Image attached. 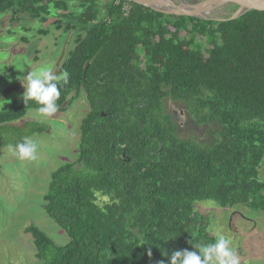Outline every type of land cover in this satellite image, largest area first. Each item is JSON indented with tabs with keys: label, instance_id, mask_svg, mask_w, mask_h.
Here are the masks:
<instances>
[{
	"label": "trees",
	"instance_id": "obj_1",
	"mask_svg": "<svg viewBox=\"0 0 264 264\" xmlns=\"http://www.w3.org/2000/svg\"><path fill=\"white\" fill-rule=\"evenodd\" d=\"M4 13L53 15L74 32L58 111L82 92L90 107L77 160L53 172L45 195L70 241L26 230L44 264H167L165 253L215 241L199 201L264 212V9L216 22L124 0H0ZM167 99L208 138L185 137ZM37 108L13 102L0 111V131L24 128L13 123Z\"/></svg>",
	"mask_w": 264,
	"mask_h": 264
},
{
	"label": "rangeland",
	"instance_id": "obj_2",
	"mask_svg": "<svg viewBox=\"0 0 264 264\" xmlns=\"http://www.w3.org/2000/svg\"><path fill=\"white\" fill-rule=\"evenodd\" d=\"M191 3L198 0H187ZM128 9V7H126ZM11 13L0 14V111L22 98L25 91L18 77L31 70L49 65L60 74V67L75 46L73 31L65 32L50 15L47 22L41 19L11 21ZM43 31L46 33H43ZM207 46L202 41L201 49ZM18 69V70H17ZM19 70H24L23 72ZM168 111L174 116L181 133L188 138L206 140L207 131L189 118L183 104L165 100ZM84 92L65 111L52 116L39 114L36 109L18 121L25 124L19 130L0 131V264H44L36 257L37 249L27 228L34 226L44 232L57 245L70 241L62 229L45 210V195L53 172L78 158L80 128L89 112ZM42 129L29 136L37 144L35 158L21 161L8 149L30 129ZM259 179L264 182V159ZM196 210L208 219V231L214 225L230 237L241 256V264H264V212L244 206L221 207L212 200L199 201Z\"/></svg>",
	"mask_w": 264,
	"mask_h": 264
},
{
	"label": "clouds",
	"instance_id": "obj_3",
	"mask_svg": "<svg viewBox=\"0 0 264 264\" xmlns=\"http://www.w3.org/2000/svg\"><path fill=\"white\" fill-rule=\"evenodd\" d=\"M18 79L25 89L22 100L26 105L30 101H35L38 105L36 111L44 116H52L58 112L60 106L57 102L61 96V82L67 84L69 79L66 71L57 74L51 66L44 65ZM0 102L4 100L0 99ZM7 147L21 161L34 159L37 152V144L29 136H24L17 143L8 144ZM210 230L216 235L214 242L203 246L193 243V248L198 251L178 249L173 251L170 257L165 253L167 264H241V256L234 247L232 239L222 234L214 225ZM147 255L152 256L151 248L148 249ZM160 264H164V261H160Z\"/></svg>",
	"mask_w": 264,
	"mask_h": 264
},
{
	"label": "water",
	"instance_id": "obj_4",
	"mask_svg": "<svg viewBox=\"0 0 264 264\" xmlns=\"http://www.w3.org/2000/svg\"><path fill=\"white\" fill-rule=\"evenodd\" d=\"M172 16H186L206 21H230L246 13L264 9V0H124Z\"/></svg>",
	"mask_w": 264,
	"mask_h": 264
}]
</instances>
